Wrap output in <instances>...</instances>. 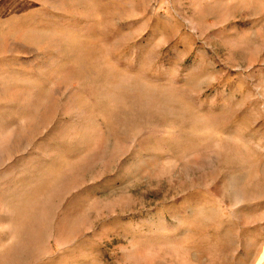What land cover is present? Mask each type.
<instances>
[{"label": "rangeland", "instance_id": "obj_1", "mask_svg": "<svg viewBox=\"0 0 264 264\" xmlns=\"http://www.w3.org/2000/svg\"><path fill=\"white\" fill-rule=\"evenodd\" d=\"M0 264H264V0H0Z\"/></svg>", "mask_w": 264, "mask_h": 264}]
</instances>
